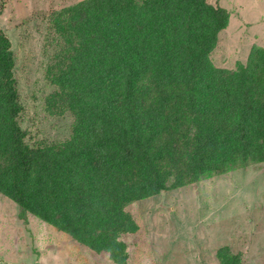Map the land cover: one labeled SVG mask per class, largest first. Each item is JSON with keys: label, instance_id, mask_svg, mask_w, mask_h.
Wrapping results in <instances>:
<instances>
[{"label": "trees", "instance_id": "1", "mask_svg": "<svg viewBox=\"0 0 264 264\" xmlns=\"http://www.w3.org/2000/svg\"><path fill=\"white\" fill-rule=\"evenodd\" d=\"M230 12L206 0H81L52 12L44 98L68 138L21 126L15 57L0 32V197L114 264L138 227L126 206L264 164V47L210 55ZM27 220V218L25 217ZM218 264H241L229 247Z\"/></svg>", "mask_w": 264, "mask_h": 264}, {"label": "rangeland", "instance_id": "2", "mask_svg": "<svg viewBox=\"0 0 264 264\" xmlns=\"http://www.w3.org/2000/svg\"><path fill=\"white\" fill-rule=\"evenodd\" d=\"M81 0H0V32L11 42L14 77L23 106L21 126L35 141L69 136L73 118L50 117L44 98L52 47L46 45L52 12ZM230 12L218 35L213 64L234 69L253 45L264 47V0H206ZM138 230L123 235L128 264H218L229 247L241 264H264V164L136 201L126 206ZM0 197V264H114ZM27 218V220L25 219ZM26 221V222H24Z\"/></svg>", "mask_w": 264, "mask_h": 264}, {"label": "crops", "instance_id": "3", "mask_svg": "<svg viewBox=\"0 0 264 264\" xmlns=\"http://www.w3.org/2000/svg\"><path fill=\"white\" fill-rule=\"evenodd\" d=\"M24 222H26V221H24ZM27 223V222H26Z\"/></svg>", "mask_w": 264, "mask_h": 264}]
</instances>
